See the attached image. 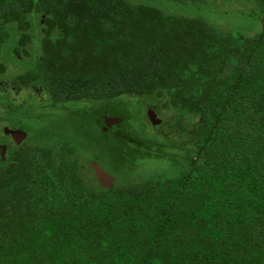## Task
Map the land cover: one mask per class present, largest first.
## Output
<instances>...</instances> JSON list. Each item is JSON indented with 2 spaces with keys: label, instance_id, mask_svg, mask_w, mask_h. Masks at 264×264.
Returning a JSON list of instances; mask_svg holds the SVG:
<instances>
[{
  "label": "trees",
  "instance_id": "obj_1",
  "mask_svg": "<svg viewBox=\"0 0 264 264\" xmlns=\"http://www.w3.org/2000/svg\"><path fill=\"white\" fill-rule=\"evenodd\" d=\"M234 1L254 30L150 0H0V75L33 56L4 92L32 88L64 108L146 96L172 112L154 133L127 115L99 125L128 150L109 154L110 185L67 138L14 145L0 132V264H264V0ZM154 157L172 169L138 175Z\"/></svg>",
  "mask_w": 264,
  "mask_h": 264
},
{
  "label": "rangeland",
  "instance_id": "obj_2",
  "mask_svg": "<svg viewBox=\"0 0 264 264\" xmlns=\"http://www.w3.org/2000/svg\"><path fill=\"white\" fill-rule=\"evenodd\" d=\"M128 1L136 2V0ZM211 2L212 0H210ZM150 3L164 13L175 16H192L198 13L218 31L235 28L252 31L257 26V23L248 17L250 15H240V10L245 7L234 0L215 2L217 5L212 2L213 9L206 4L197 8L192 6L189 8L171 0H150ZM38 47L39 43L35 38L29 46L30 52L33 50L36 52ZM30 56V58L22 59L17 65L8 62L4 75H0V80L4 82L10 74L18 73L26 66L29 67L33 60L32 54ZM122 96L121 106L114 103H107L104 106L91 105V102L82 101L73 105H63L66 107L64 108L59 105L53 107L50 103H42L46 96L37 93L32 88H22L16 92H10L7 86L5 92L4 89H0V132L3 139H11L9 130L19 129L27 133L28 142L39 144L46 142L45 139L49 142H59L62 138H67L75 143L81 157L96 161L100 168L109 175V180L112 178L116 180L113 175L116 174L117 167L112 162L109 163L111 161L109 154L112 155L113 160L119 161L120 158V160H125L128 157L126 155L128 150L126 151L122 147L121 154L117 155L118 140L111 137L110 134L105 137L104 130L99 125L110 129L113 125L121 122L122 119L117 116L118 114L127 115L129 116L127 127L141 128L143 133H154L151 122L161 123L162 118L172 116V112L166 108L163 100L154 99L149 103L146 96ZM120 107L124 110H121ZM72 112H76L74 114H80V116L73 115ZM43 134L45 138L42 137ZM117 156L120 158L118 159ZM135 160L131 157L129 162ZM134 165L136 173L143 177L154 176L158 172L166 173L172 169L168 163L158 157L138 160Z\"/></svg>",
  "mask_w": 264,
  "mask_h": 264
},
{
  "label": "water",
  "instance_id": "obj_3",
  "mask_svg": "<svg viewBox=\"0 0 264 264\" xmlns=\"http://www.w3.org/2000/svg\"><path fill=\"white\" fill-rule=\"evenodd\" d=\"M151 114L153 115L152 112H151ZM152 115H150V117H152ZM9 134L11 135L12 142L14 145H17L26 137V132L19 130V129H10ZM1 152L3 155L5 152L4 147H1ZM89 166L92 168L93 174L101 181L102 184L110 185L109 184V175L106 172H104L102 170V168H100V166H98V164L96 162L90 161ZM114 181H116V180H114Z\"/></svg>",
  "mask_w": 264,
  "mask_h": 264
}]
</instances>
